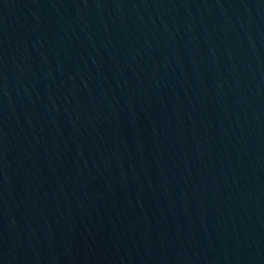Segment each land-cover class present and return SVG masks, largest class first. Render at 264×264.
<instances>
[{
    "label": "water",
    "instance_id": "obj_1",
    "mask_svg": "<svg viewBox=\"0 0 264 264\" xmlns=\"http://www.w3.org/2000/svg\"><path fill=\"white\" fill-rule=\"evenodd\" d=\"M0 264H264V0H0Z\"/></svg>",
    "mask_w": 264,
    "mask_h": 264
}]
</instances>
